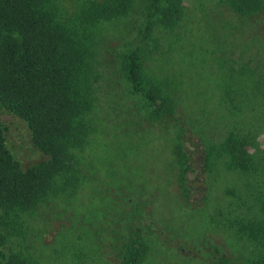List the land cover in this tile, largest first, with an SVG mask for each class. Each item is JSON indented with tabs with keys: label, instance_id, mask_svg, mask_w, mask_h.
I'll list each match as a JSON object with an SVG mask.
<instances>
[{
	"label": "rangeland",
	"instance_id": "rangeland-1",
	"mask_svg": "<svg viewBox=\"0 0 264 264\" xmlns=\"http://www.w3.org/2000/svg\"><path fill=\"white\" fill-rule=\"evenodd\" d=\"M224 2L184 0L176 27L154 30L141 42L137 3L127 16L98 25L90 59L92 130L79 152L81 181L71 193L50 195L24 213L19 228L0 240V260L16 249L38 264H120L110 241L127 222L145 231L143 264L251 256L254 247L235 223L257 218L264 197V10L240 17ZM137 45L153 51L147 72L163 82L176 117L203 141L217 143L229 132L251 136L255 171L229 170L215 160L204 176L205 199L191 205L180 198L171 159L174 127L160 130L145 121L143 98L120 72V55ZM8 120V145L22 163L42 159L25 125Z\"/></svg>",
	"mask_w": 264,
	"mask_h": 264
},
{
	"label": "trees",
	"instance_id": "trees-1",
	"mask_svg": "<svg viewBox=\"0 0 264 264\" xmlns=\"http://www.w3.org/2000/svg\"><path fill=\"white\" fill-rule=\"evenodd\" d=\"M136 3L144 23L139 42L154 30L173 29L184 14V0H0V240L46 197L71 193L79 185V152L92 130L94 32L102 22L127 16ZM224 3L240 17L264 10V0ZM129 48L120 55V72L143 98L145 121L160 130L174 127L171 159L185 203L198 205L205 199L204 176L215 160L229 170L257 169L249 134L229 132L217 143L203 141L176 117L175 101L163 82L147 72L153 51ZM9 117L25 125L42 159L24 165L16 156L8 145ZM259 203L257 218L241 217L235 223L236 232L254 247L251 256L238 260L221 254L211 257L210 264H264V197ZM112 236L110 248L120 264H143L149 242L141 227L127 222L125 231H112ZM0 264L38 263L23 250L10 249Z\"/></svg>",
	"mask_w": 264,
	"mask_h": 264
}]
</instances>
